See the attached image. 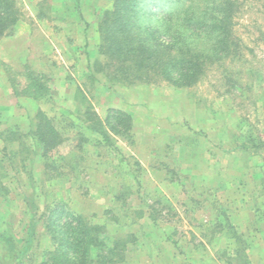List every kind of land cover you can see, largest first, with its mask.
I'll return each instance as SVG.
<instances>
[{"label": "rangeland", "instance_id": "rangeland-1", "mask_svg": "<svg viewBox=\"0 0 264 264\" xmlns=\"http://www.w3.org/2000/svg\"><path fill=\"white\" fill-rule=\"evenodd\" d=\"M239 1L243 58L179 87L108 78L98 22L113 0H18L16 32L0 42V239L36 231L27 259L42 263L53 245L41 216L62 200L107 224L109 244L133 241L124 264H245L239 246L264 240V0ZM26 66L45 75L52 99L22 95ZM88 108L102 119L109 108L131 113L133 140L104 143L86 128ZM41 110L65 138L53 153L70 162L65 177L49 179L23 137ZM232 216L256 233L239 234ZM261 252L255 264H264ZM3 254L0 240V261Z\"/></svg>", "mask_w": 264, "mask_h": 264}, {"label": "trees", "instance_id": "trees-1", "mask_svg": "<svg viewBox=\"0 0 264 264\" xmlns=\"http://www.w3.org/2000/svg\"><path fill=\"white\" fill-rule=\"evenodd\" d=\"M240 8L239 0H113L98 22L99 53L106 58L108 78L133 83L162 80L179 87L197 84L212 65L243 58L244 46L235 33ZM20 19L18 0H0V42L16 32ZM26 69L27 85L22 95L35 100L52 99L45 75L36 74L29 66ZM12 87L21 95L17 84L12 83ZM84 115L86 128L107 145H111L112 136L133 140L131 113L109 108L102 119L88 108ZM23 137L33 140L31 152L44 159L49 179L69 175L65 171L70 163L66 157H53L65 138L44 111L39 112L36 125ZM155 209L150 206L153 222L157 221ZM41 219L53 245L42 264L126 263L128 245L133 241L114 238L109 244L112 236L107 224L92 221L66 202H52ZM9 231L3 232L0 239L4 249L0 264H23L34 247L36 231L30 230L29 237L21 242ZM233 234L240 239L236 231ZM239 247L236 256L250 264L247 246Z\"/></svg>", "mask_w": 264, "mask_h": 264}, {"label": "crops", "instance_id": "crops-1", "mask_svg": "<svg viewBox=\"0 0 264 264\" xmlns=\"http://www.w3.org/2000/svg\"><path fill=\"white\" fill-rule=\"evenodd\" d=\"M22 36H24V37H27V38H29V39H31L30 38V35H26V34H24V35H22ZM21 39V38H20ZM19 39H17V40H15V41H18ZM31 41V40H30ZM31 50H32V48H30V49H26L25 50V52L26 53H31ZM21 51H24V50H21ZM24 52V53H25ZM160 179H162V178H160ZM163 181V180H162ZM164 181H166V180H164ZM161 182V181H160ZM160 182H156V183H158V185H160ZM165 183V182H164ZM163 185V184H162ZM235 217H238V216H235ZM240 217V216H239ZM238 217V218H239ZM232 219V223L236 226V230L238 231V233L239 234H242V233H244V232H248L249 231V233H252L253 231H250V229L252 230V228H250L251 226H250V222H248V223H244L243 221H239V222H237V220L235 221V219H234V216H232L231 217ZM168 229H170V228H168ZM170 230H168V232H169ZM253 233H256V231H254ZM261 234L264 236V232L263 231H261ZM260 239H255V241L254 242H250V245L247 247V249H246V253H247V256H248V258L250 259L249 261H250V264H255L254 262H253V260H252V253H253V251L255 250V249H257V248H259V249H264V240H262V241H259ZM174 249H176V247L175 246H172ZM171 248V247H170ZM191 250V249H190ZM261 254V256L263 257V259H264V252L262 253H260ZM31 262H32V264H35L34 262H33V260L31 259V260H29L28 261V259H27V261L26 262H24L23 264H31ZM38 264H42L40 261H38ZM226 264H228V263H226Z\"/></svg>", "mask_w": 264, "mask_h": 264}]
</instances>
